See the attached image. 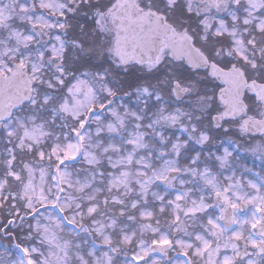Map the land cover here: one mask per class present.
Wrapping results in <instances>:
<instances>
[{"label":"snow or ice","instance_id":"1","mask_svg":"<svg viewBox=\"0 0 264 264\" xmlns=\"http://www.w3.org/2000/svg\"><path fill=\"white\" fill-rule=\"evenodd\" d=\"M0 264H264V0H0Z\"/></svg>","mask_w":264,"mask_h":264},{"label":"flooded vegetation","instance_id":"2","mask_svg":"<svg viewBox=\"0 0 264 264\" xmlns=\"http://www.w3.org/2000/svg\"><path fill=\"white\" fill-rule=\"evenodd\" d=\"M251 159V158H250Z\"/></svg>","mask_w":264,"mask_h":264}]
</instances>
